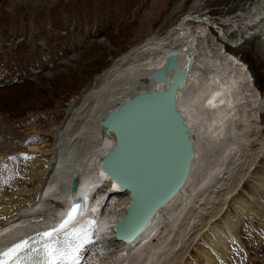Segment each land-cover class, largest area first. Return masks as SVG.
I'll list each match as a JSON object with an SVG mask.
<instances>
[{
  "label": "bare ground",
  "instance_id": "obj_1",
  "mask_svg": "<svg viewBox=\"0 0 264 264\" xmlns=\"http://www.w3.org/2000/svg\"><path fill=\"white\" fill-rule=\"evenodd\" d=\"M188 15L195 17L192 13ZM203 17L204 22L179 19L162 31L146 35L117 55L96 76L95 82L74 100L65 112L63 123L51 129L57 139L54 147L46 153L49 156H45L46 151L42 152V149L35 152V147L25 150L23 144L6 150L0 147V249L18 235L56 226L73 203V195L62 193L61 189L76 177L83 181L81 192L88 193L81 204V214L71 226L80 224L89 215L103 227L99 244L91 249L93 254H89L93 259L95 253L99 252L96 256L100 257L103 252L112 251V255L119 253L115 257L125 253V264H164L168 260H171L169 264H236L228 248L233 235L223 233L214 223L227 211L228 197L237 195L246 175L257 162V156L261 155L262 144L250 147L249 143L252 142L251 135L258 134L255 127H259L257 121L260 122L264 112V98L254 88L245 64L226 52L221 44H215L217 52L208 58L203 47L206 33L212 41L218 43V40L207 27L208 16ZM212 22L226 28L225 32L222 29L223 32H217L222 41L234 31L237 37L241 30L244 38L254 36L264 43V0H250L235 15ZM241 25L244 26L239 28ZM199 34L203 37L201 41L198 40ZM208 53L211 55L210 51ZM169 54L177 57L176 67L183 71L188 60L192 61L190 78L176 93L177 109L189 128L195 151L202 150L203 156L197 163L198 168L193 170L191 164L192 170L182 190L160 208L148 224L151 226L148 231H155L163 226L161 222L166 221L160 234L157 235L156 231L150 238H145L141 246L129 248L112 239V226L123 216L128 194L119 192L115 183L106 178L99 185L98 166L113 146V139L107 138L98 125L105 114L124 99L137 92L153 88L160 90L161 86L152 83L149 77L163 68L164 59ZM167 76L170 78L171 75ZM8 163L29 168L17 179L21 184L37 182L32 190L23 189V184L10 194L1 191L2 172ZM255 183L264 190V182ZM106 195L109 197L105 199ZM24 197L28 199L22 201ZM231 202L241 213L240 220L251 216L252 211L240 200L234 197ZM185 214L186 218L180 220ZM234 219L229 215L223 218L226 228L231 231L238 228V221ZM195 228L198 229L196 232L193 231ZM103 238L107 244L102 242ZM200 238L202 246L193 249L186 246L187 242L193 244ZM146 248L148 250L143 253L138 251ZM180 248H185L184 252ZM191 252L195 255L188 260ZM144 253L148 254L145 256ZM109 257L97 264L109 261ZM124 261L115 262L124 264Z\"/></svg>",
  "mask_w": 264,
  "mask_h": 264
},
{
  "label": "rangeland",
  "instance_id": "obj_2",
  "mask_svg": "<svg viewBox=\"0 0 264 264\" xmlns=\"http://www.w3.org/2000/svg\"><path fill=\"white\" fill-rule=\"evenodd\" d=\"M246 3L250 0H0V147L6 150L23 144L25 149L35 147V152L45 150V156H49L46 153L57 139L50 131L60 125L78 95L95 82L96 76L117 55L146 35L173 25L182 15H208L212 21L236 13ZM212 24L217 32L226 31L225 27ZM239 31L237 35L242 38L243 32ZM206 36L203 47L210 58L217 52L216 45L221 43L212 41L208 33ZM253 37L242 38L234 48L221 45L226 52L250 66L259 94L264 98V43ZM225 39L236 43L235 31L228 33ZM198 40H203L200 34ZM257 124L258 134H250L252 142L249 146L262 144L261 155L257 156V162L246 175L237 195L228 197L227 211L214 223L223 233L233 235L228 248L236 264H264V190L255 183L264 182V114ZM6 166L2 172L1 191L10 194L15 187L24 184L18 181V174L24 175L29 168L12 163ZM36 183L26 182L23 189L32 190ZM234 197L248 206L252 211L250 217L240 220L242 215L231 202ZM27 199L24 197L22 201ZM225 215L238 221L236 231L226 228ZM186 216L183 215L182 220ZM161 223L160 229H164L166 221ZM197 230L193 229L194 232ZM189 234L192 237L193 234ZM105 240L103 238L102 242L107 244ZM196 240L193 244L187 242L186 246L190 249L202 246L201 238ZM97 250L101 251V248ZM145 250L148 249L138 251L143 253ZM107 253L103 252L100 257L96 256L99 252L95 253L93 259L91 252L88 264L106 260L110 253L109 261L99 264H118L116 260L127 258L123 252L118 257L115 256L119 253ZM193 253L188 260L195 255ZM165 262L169 264L171 260Z\"/></svg>",
  "mask_w": 264,
  "mask_h": 264
},
{
  "label": "water",
  "instance_id": "obj_3",
  "mask_svg": "<svg viewBox=\"0 0 264 264\" xmlns=\"http://www.w3.org/2000/svg\"><path fill=\"white\" fill-rule=\"evenodd\" d=\"M185 19L204 22V17L190 16L181 17L180 21ZM207 24L213 27L210 22ZM164 62L163 69L149 77L152 83L161 86L160 90L153 88L133 94L99 122L105 136L113 139V146L101 159L100 170L128 194L124 215L114 224V235L129 244L145 233L156 212L184 187L191 164L193 170L198 168L203 156L202 150L195 151L189 128L177 109L176 93L190 78L192 61L188 60L185 71L177 69L174 54L167 55ZM71 183L70 190L75 193L78 182L73 179ZM129 229L134 232L126 233Z\"/></svg>",
  "mask_w": 264,
  "mask_h": 264
},
{
  "label": "snow or ice",
  "instance_id": "obj_4",
  "mask_svg": "<svg viewBox=\"0 0 264 264\" xmlns=\"http://www.w3.org/2000/svg\"><path fill=\"white\" fill-rule=\"evenodd\" d=\"M81 211L80 204H73L52 229L0 249V264H88V255L99 244L100 236L92 219L71 226Z\"/></svg>",
  "mask_w": 264,
  "mask_h": 264
}]
</instances>
